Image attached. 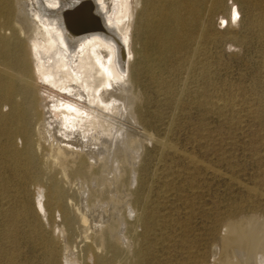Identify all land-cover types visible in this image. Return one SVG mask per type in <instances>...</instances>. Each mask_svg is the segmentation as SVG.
<instances>
[{
  "label": "bare ground",
  "instance_id": "1",
  "mask_svg": "<svg viewBox=\"0 0 264 264\" xmlns=\"http://www.w3.org/2000/svg\"><path fill=\"white\" fill-rule=\"evenodd\" d=\"M224 1L145 0L146 32L155 36L162 51L177 56L193 37L189 16L209 20ZM231 2L224 25L235 33L232 46L248 43L254 30L263 36L264 0ZM237 2L246 8V26ZM141 4L142 0H0V155L14 170L23 162L42 164L46 183H32L34 204L46 221L52 214L61 221L50 231L66 251L63 264H76L70 236L90 246H103L108 239L113 247L128 248L131 242L122 234L126 224L121 211L136 222L133 194L145 136L131 71L139 61L134 56L140 55L142 62L148 56L145 46H133ZM155 12L154 27L150 18ZM223 232L221 253L214 248L210 264H264L262 222L230 220Z\"/></svg>",
  "mask_w": 264,
  "mask_h": 264
},
{
  "label": "rangeland",
  "instance_id": "2",
  "mask_svg": "<svg viewBox=\"0 0 264 264\" xmlns=\"http://www.w3.org/2000/svg\"><path fill=\"white\" fill-rule=\"evenodd\" d=\"M231 3L225 0L209 20L189 16L193 37L176 56L146 32L142 0L133 46H145L148 56L145 62L134 56L139 61L131 71L145 136L133 194L136 222L121 211L132 247H113L108 239L90 246L70 236L76 264H210L213 249L221 253L225 223L264 226V35L254 30L248 43L232 46L235 33L224 22ZM157 18L155 12L151 26ZM42 167L23 162L14 170L0 155V264H53L52 254L63 264L66 251L50 231L61 221L55 214L46 221L34 204V184L46 183Z\"/></svg>",
  "mask_w": 264,
  "mask_h": 264
}]
</instances>
